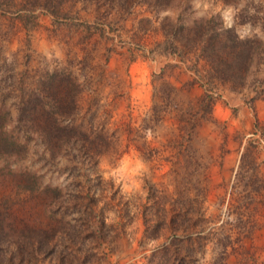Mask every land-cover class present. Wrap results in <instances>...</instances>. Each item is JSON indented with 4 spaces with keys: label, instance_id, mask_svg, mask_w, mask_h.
Returning <instances> with one entry per match:
<instances>
[{
    "label": "rangeland",
    "instance_id": "1",
    "mask_svg": "<svg viewBox=\"0 0 264 264\" xmlns=\"http://www.w3.org/2000/svg\"><path fill=\"white\" fill-rule=\"evenodd\" d=\"M0 111V264H264V0H0Z\"/></svg>",
    "mask_w": 264,
    "mask_h": 264
},
{
    "label": "trees",
    "instance_id": "2",
    "mask_svg": "<svg viewBox=\"0 0 264 264\" xmlns=\"http://www.w3.org/2000/svg\"><path fill=\"white\" fill-rule=\"evenodd\" d=\"M155 3L157 4V6L161 7V4H175L176 2H179L181 0H154ZM172 20H167L168 26L163 27L164 28V32H166V34L169 35L168 30L173 29H177V31H190V30H198L201 26L200 23H197L196 26L194 27H190V26H185V25H181L178 26L176 24H174L173 22H171ZM203 22V20H201ZM166 27H168L169 29H167ZM167 38V35H165ZM169 38V36H168ZM171 38V37H170ZM200 38V37H199ZM202 38V37H201ZM198 40H203L204 39H198V37L196 39H193L191 42V44H193L194 42H197ZM218 42H221V39H217ZM209 39H208V43H209ZM177 42L179 41V36L175 37V38H171L170 41H168L166 39V47H165V51L164 52H168L169 54H174L176 56H179L181 58H183V54H180L179 51V47L177 46ZM227 42L224 43V46H227ZM234 47H236V49H240L245 47L246 45H248V42H244L241 41L240 39H233V43H232ZM229 45V44H228ZM218 47H220V44L216 45ZM230 46V45H229ZM212 47V46H211ZM210 50V49H208ZM182 61V59H181ZM68 78H70V76L68 75ZM56 79V78H55ZM54 79V80H55ZM68 79V81H69ZM57 80V79H56ZM54 82V84H52L53 87V100H55L54 102L57 103V107H52L51 105L44 103L42 100L37 99L35 101V105L33 106V110L32 114L36 115V118H34L33 122L35 124H41L46 117H48L49 121H52V129L49 131H44V132H48L46 135L50 136L53 140H55V144L54 146L52 145V147H54V149L59 150L62 147V144H59L60 142H62V140H64L63 137V132L65 131H69V128L64 127L63 125H61V118L63 116V111L61 110L60 106V102L62 101L61 97L58 96L59 92L57 91V89H60V84L58 83V81ZM66 79L63 80V82L65 83ZM57 82V83H56ZM41 116V117H40ZM7 114L3 115L0 111V149L6 154V155H10L13 153L14 150H17V148H19L21 146V143L18 139V137L14 136L13 133H8L6 132V126L4 124V120H6ZM44 123V122H43ZM74 130V128H73ZM50 134V135H49ZM84 136H88L87 134H85ZM100 142H102L103 144H107V140L106 138H103V136H100ZM89 138V136H88ZM100 147V143H98L97 148ZM99 154V153H98ZM12 177L16 176L14 173L10 172L9 173ZM24 177L28 180V187L30 188V190L33 191V193L40 197L42 199V201L44 202L43 196L46 195V198H48V196H50L48 194V189L42 188L39 183H38V177L35 174H31V173H25ZM47 216V212L46 210L44 211V213L42 214H38V209H34L33 215L30 219L29 224L26 226L28 229L26 231H23V233H26L28 236H30V239H24L25 243L24 245H20V248L22 250V252L24 253H37L39 254L41 251H39V249L37 248L38 244H43V248L46 249L47 253H50L51 256L53 257L55 254V249L53 246L52 241H50V237L47 236L46 233H48L49 229L46 230V233L44 231H39L37 233H35L34 231L36 230H42L40 228H34L33 226H31V223H33L35 220L42 218V217H46ZM10 220V219H9ZM3 224H5L6 221H2ZM1 222V223H2ZM2 224V225H3ZM10 224V223H9ZM50 226V224H49ZM3 231H8V234L14 233L17 231V229L12 226V225H7L5 224V226H2ZM45 237L44 240H41L40 238ZM39 237V238H38ZM1 242V241H0ZM42 248V249H43Z\"/></svg>",
    "mask_w": 264,
    "mask_h": 264
},
{
    "label": "clouds",
    "instance_id": "3",
    "mask_svg": "<svg viewBox=\"0 0 264 264\" xmlns=\"http://www.w3.org/2000/svg\"><path fill=\"white\" fill-rule=\"evenodd\" d=\"M240 38L243 39L244 38L243 35H241Z\"/></svg>",
    "mask_w": 264,
    "mask_h": 264
}]
</instances>
